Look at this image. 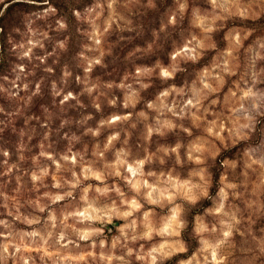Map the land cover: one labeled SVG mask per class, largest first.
I'll return each instance as SVG.
<instances>
[{
	"label": "clouds",
	"instance_id": "1",
	"mask_svg": "<svg viewBox=\"0 0 264 264\" xmlns=\"http://www.w3.org/2000/svg\"><path fill=\"white\" fill-rule=\"evenodd\" d=\"M0 264H264V0H0Z\"/></svg>",
	"mask_w": 264,
	"mask_h": 264
}]
</instances>
